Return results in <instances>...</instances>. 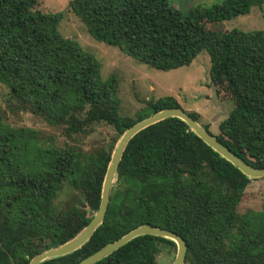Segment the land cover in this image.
<instances>
[{
  "label": "trees",
  "instance_id": "trees-1",
  "mask_svg": "<svg viewBox=\"0 0 264 264\" xmlns=\"http://www.w3.org/2000/svg\"><path fill=\"white\" fill-rule=\"evenodd\" d=\"M41 0H0V82L67 137L105 123L117 134L111 147L86 153L42 141L31 127L5 122L0 107V264H30L37 254L77 236L93 219L112 154L138 119L119 114L118 80L102 78L91 52L59 30L61 12ZM264 0H223L188 10L170 0H71V9L98 40L150 65H190L207 50L211 80L235 102L216 137L247 163L264 168V30H220L223 21L250 13ZM152 114L181 107L173 97L150 101ZM151 114V115H152ZM197 121L200 114L189 112ZM210 130L208 124H203ZM212 132V131H211ZM213 133V132H212ZM253 178L208 145L181 118L155 122L129 141L111 189L104 222L71 253L40 264H77L132 229L150 224L188 243L186 264H264V203L239 211ZM264 180V177L261 178ZM80 204L58 208L66 187ZM177 247L144 234L94 264H157L163 248Z\"/></svg>",
  "mask_w": 264,
  "mask_h": 264
},
{
  "label": "rangeland",
  "instance_id": "rangeland-1",
  "mask_svg": "<svg viewBox=\"0 0 264 264\" xmlns=\"http://www.w3.org/2000/svg\"><path fill=\"white\" fill-rule=\"evenodd\" d=\"M71 0H41L38 8L45 12H61L59 30L65 37L76 40L87 52L93 53L101 62L103 79L115 75L118 80L119 114L122 117L138 119L151 115L150 101L166 97L175 98L188 113L200 114V123L208 124L214 134H218L219 124L234 110L235 102L226 96L221 98L211 80V58L203 50L190 64L179 68L162 70L127 54L120 47L96 39L86 24L70 7ZM176 7L188 10L194 7H212L223 0H170ZM226 31L240 28L245 31L264 30V4L252 7L250 13L238 15L223 21L220 26H209ZM1 114L8 124L17 127L34 128L42 141L50 143V138L59 146L73 145L86 153H97L101 148H110L116 138L113 126L99 123L89 134L67 137L62 125H51L44 117L34 113L31 107L18 99L8 86L0 82ZM204 126V125H203ZM83 194L78 189L66 185L55 200L58 208L68 202L80 204ZM264 203V180L253 178L239 205V211L259 210ZM177 247L163 248L157 264H173ZM186 262V261H185ZM186 264H189L188 262Z\"/></svg>",
  "mask_w": 264,
  "mask_h": 264
},
{
  "label": "water",
  "instance_id": "water-1",
  "mask_svg": "<svg viewBox=\"0 0 264 264\" xmlns=\"http://www.w3.org/2000/svg\"><path fill=\"white\" fill-rule=\"evenodd\" d=\"M171 116L179 117L184 120L192 128V130L197 133L208 145H210L220 155L231 161L247 176L251 178L264 177V168L253 166L244 161L236 152H234L230 147L221 142L214 133L206 129L202 123L192 117L185 109H183L182 107L164 108L133 124L124 132V134L120 138L112 154L111 161L106 172L102 189L100 207L94 215L93 219L90 221V223L71 240L57 247L49 248L34 256L30 264H40L46 259L71 253L72 251H75L76 249L80 248L84 243H86L90 239L95 230L104 222L109 207L111 189L116 181L118 167L120 165L124 151L129 141L136 133H138L145 127ZM144 234L162 236L175 241L177 245V255L173 264L185 263L188 252V243L182 235L173 230L160 226L142 224L132 229L120 238L116 239L115 241L108 243L107 245L94 252L93 254L87 256L77 264H94L100 261L101 259L107 257L130 240Z\"/></svg>",
  "mask_w": 264,
  "mask_h": 264
}]
</instances>
